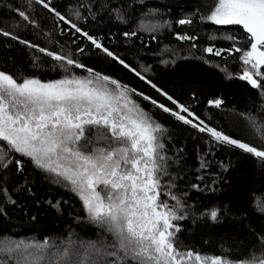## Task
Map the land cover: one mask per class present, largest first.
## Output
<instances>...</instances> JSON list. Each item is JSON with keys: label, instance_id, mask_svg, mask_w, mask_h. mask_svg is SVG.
<instances>
[{"label": "trees", "instance_id": "16d2710c", "mask_svg": "<svg viewBox=\"0 0 264 264\" xmlns=\"http://www.w3.org/2000/svg\"><path fill=\"white\" fill-rule=\"evenodd\" d=\"M45 3L48 8L38 0H0V71L41 81L100 74L127 86L131 98L166 129L158 134L164 145L159 153L167 170L161 183L171 184V192L183 202L186 218L175 222L180 228V247L227 258L233 264L264 260V209L260 207L264 202V159L217 141L207 131L185 124L159 107L163 104L179 112L177 105H184L199 119L180 114L198 125L202 120L200 127L207 125L233 139L264 145L259 131L264 127V89L239 78L247 66L241 53L234 51V41L227 39L234 37L235 47L248 49L249 36L243 27L207 19L215 0ZM183 19L191 23H178ZM83 33L102 47L97 48ZM183 36L189 39L179 38ZM209 47L212 53L206 51ZM217 50L221 55L214 54ZM48 52L83 67L67 66ZM216 99L222 101L218 108L209 103ZM0 149H5L0 152V240L41 245L47 241L48 256L68 247L70 241V254L82 255L84 245L91 242L113 251L114 238L89 219L76 193L55 183L30 158L8 149L7 142L0 141ZM167 193L165 188L161 199L176 204ZM213 209L218 210L215 221L208 215ZM114 259L104 257L109 264Z\"/></svg>", "mask_w": 264, "mask_h": 264}, {"label": "snow or ice", "instance_id": "6c2138e0", "mask_svg": "<svg viewBox=\"0 0 264 264\" xmlns=\"http://www.w3.org/2000/svg\"><path fill=\"white\" fill-rule=\"evenodd\" d=\"M38 2L49 7L45 0ZM19 15L28 19L23 11ZM60 19L65 18L60 16ZM207 19L218 25L243 27L249 36L248 49L235 47V38L227 37L234 41V51L241 53L240 59L247 66L239 78L253 88L264 89L261 71L264 68V0H215ZM178 23L191 21L183 19ZM71 26L77 33L81 32L75 24ZM83 35L97 48L102 47L87 33ZM103 50L113 55L107 48ZM206 51L212 53L213 48ZM47 54L57 61H65L67 66L83 67L63 55ZM214 54L219 56L221 51ZM65 71L69 68L65 67ZM88 72L91 74L92 70ZM167 99L177 104L173 97L167 96ZM209 103L218 108L222 101L216 99ZM159 107L171 112L177 120L199 127L201 132L207 131L217 141L264 159V145L258 147L233 139L207 125L200 127L204 124L202 120L198 125L180 114L184 112L199 119L184 105H177L179 112L163 104ZM164 131L131 98L127 86L106 75L70 74L42 82L0 71V141L7 142L8 149L30 158L36 167L51 174L55 183L76 193L89 219L115 241L113 251H105L94 242L87 243L82 255L70 254L73 243L70 241L68 247L48 256L47 241L41 245L0 240V264H9V260L14 264H109L105 256L115 257L111 264H233L227 258L201 255L180 247L177 239L180 228L175 222L186 218L183 202L171 192V184L161 183L167 170L165 158L159 153L164 145L158 134ZM259 131L264 138V127ZM165 188L176 204L169 205L167 199H161ZM260 207L264 209V202ZM208 215L215 221L218 210L213 209ZM71 255H76V259L72 260ZM258 264H264V260Z\"/></svg>", "mask_w": 264, "mask_h": 264}, {"label": "rangeland", "instance_id": "374dc122", "mask_svg": "<svg viewBox=\"0 0 264 264\" xmlns=\"http://www.w3.org/2000/svg\"><path fill=\"white\" fill-rule=\"evenodd\" d=\"M211 12V11H210ZM210 12L208 13V15L210 14ZM58 80V79H57ZM54 81V80H51ZM42 82H49V81H42ZM110 87H114V86H110Z\"/></svg>", "mask_w": 264, "mask_h": 264}]
</instances>
